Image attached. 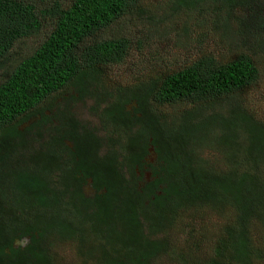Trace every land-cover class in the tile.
<instances>
[{
	"label": "trees",
	"instance_id": "16d2710c",
	"mask_svg": "<svg viewBox=\"0 0 264 264\" xmlns=\"http://www.w3.org/2000/svg\"><path fill=\"white\" fill-rule=\"evenodd\" d=\"M138 1L52 0L41 7L36 0H0V67L15 44L50 27L0 81V264H59L63 255L56 246L73 242L82 261L147 264L168 252L158 235L177 216L203 206L231 207L237 214V226L217 242L213 262L230 264L234 257L235 264H264V215L255 207L264 200V122L242 95L257 82L259 69L248 53L226 62L199 56L131 85H109L104 68L122 62L131 41L97 36ZM252 1L173 5L234 10L250 8ZM258 7L264 9V1ZM257 13L249 9L248 17L262 29L257 45L264 50V21L254 19ZM229 25L226 18L224 26L235 33ZM68 87L75 92L68 101L92 100L89 111L103 137L80 123L68 104L51 112L49 99ZM54 119L51 139L29 146L30 132ZM150 147L156 164L146 163ZM205 148L219 161L203 156ZM145 165L151 179L141 185ZM87 180L92 197L82 190ZM252 219L262 223L263 244L255 249L247 235ZM171 248L173 257H181Z\"/></svg>",
	"mask_w": 264,
	"mask_h": 264
},
{
	"label": "rangeland",
	"instance_id": "374dc122",
	"mask_svg": "<svg viewBox=\"0 0 264 264\" xmlns=\"http://www.w3.org/2000/svg\"><path fill=\"white\" fill-rule=\"evenodd\" d=\"M51 1L36 0L35 4L42 7L49 5ZM175 1L139 0L138 7H134L116 23L98 34V39L125 36L131 41V48L122 62L105 66L107 83L115 86L131 85L137 82V78L145 80L148 76L176 70L199 56H209L215 61L226 62L240 53H248L253 57L260 75L257 82L247 88L242 95L248 109L258 120L264 122V50L257 45L262 29L255 26L248 17L249 9H255L260 14L257 13L254 19L261 17L264 21V9L258 7L262 6L264 0H254L249 4L250 8L234 10L216 8L211 3L188 9L173 5ZM226 18L230 21L229 26L236 28L235 33L224 26ZM48 28L50 27L46 24L40 33L25 37L15 44L12 53L5 60L4 68L0 67V81L6 76L8 67L10 68L15 61L46 37ZM73 94L75 95L74 90L68 87L52 96L48 101L52 108L51 112L55 114L57 108L68 104L80 123L94 127L98 135L103 137L101 124L95 114L89 111L92 100L85 98L75 102L68 101ZM134 106L135 103L132 102L128 108L132 109ZM181 108L182 106H176L174 110L178 111ZM56 122L54 119L52 123L42 125L39 133L32 130L26 137L29 146L38 147L42 142L51 139L58 128ZM27 124L29 121L21 127ZM203 152V156L219 161L217 152L206 148ZM145 160L146 163H157L153 147L149 148ZM148 169L149 167L145 165L141 185L151 179ZM82 190L85 196L94 195L90 180H87ZM255 207L264 215V200L257 202ZM220 208L215 210L203 206L177 216L172 226L158 235L168 245V252L159 254L147 264H211L215 259L217 242L220 243L221 238L227 235V230L237 226L236 211L231 207ZM247 235L252 249L261 247L262 223L257 219L250 220ZM25 242L26 240H23L22 244ZM171 247L177 248L181 257H173ZM56 250L58 255H63L59 264H96L95 257L82 261L77 256L75 242L58 244ZM119 260L123 261V257ZM230 260V264L236 263L234 257ZM252 264H262V260H252Z\"/></svg>",
	"mask_w": 264,
	"mask_h": 264
},
{
	"label": "flooded vegetation",
	"instance_id": "af4514ba",
	"mask_svg": "<svg viewBox=\"0 0 264 264\" xmlns=\"http://www.w3.org/2000/svg\"><path fill=\"white\" fill-rule=\"evenodd\" d=\"M95 193V192H94ZM88 197V196H87ZM92 197V196H91Z\"/></svg>",
	"mask_w": 264,
	"mask_h": 264
}]
</instances>
